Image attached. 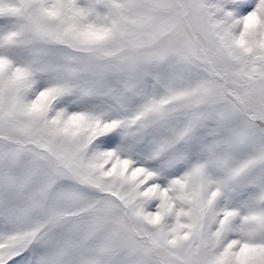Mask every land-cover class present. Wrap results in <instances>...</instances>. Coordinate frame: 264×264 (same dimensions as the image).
Returning a JSON list of instances; mask_svg holds the SVG:
<instances>
[{
  "label": "snow or ice",
  "instance_id": "obj_1",
  "mask_svg": "<svg viewBox=\"0 0 264 264\" xmlns=\"http://www.w3.org/2000/svg\"><path fill=\"white\" fill-rule=\"evenodd\" d=\"M0 264H264V0H0Z\"/></svg>",
  "mask_w": 264,
  "mask_h": 264
},
{
  "label": "rangeland",
  "instance_id": "obj_2",
  "mask_svg": "<svg viewBox=\"0 0 264 264\" xmlns=\"http://www.w3.org/2000/svg\"><path fill=\"white\" fill-rule=\"evenodd\" d=\"M70 127L73 132L80 133L84 129V125L78 119H73L70 122ZM67 191L75 192L77 189L68 188ZM22 207L17 213V226L21 230L37 231V238L44 239L53 235H66V258L74 259L80 255L78 240L76 233L81 225V220L87 213L78 206H62L57 202L49 201L44 206H38L33 203L30 195L23 194L21 196ZM53 209H60L63 213V219L59 223L50 222V215Z\"/></svg>",
  "mask_w": 264,
  "mask_h": 264
}]
</instances>
